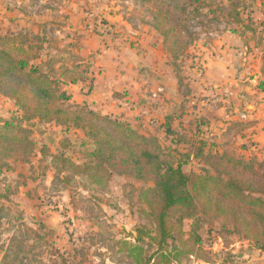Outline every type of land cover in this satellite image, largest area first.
I'll list each match as a JSON object with an SVG mask.
<instances>
[{
    "label": "rangeland",
    "instance_id": "obj_1",
    "mask_svg": "<svg viewBox=\"0 0 264 264\" xmlns=\"http://www.w3.org/2000/svg\"><path fill=\"white\" fill-rule=\"evenodd\" d=\"M0 4V35H18L37 56L31 66L55 79L60 67L83 77L61 85L69 104L157 139L185 172L214 173L208 161L222 153L257 162L264 172V0H180L181 40L188 45L180 58L154 28L153 2ZM154 78L157 96L133 90L136 82ZM140 91L163 117L174 107L162 126L138 108ZM94 98L99 110L91 105ZM14 119L32 131L34 153L0 165V264H145L150 258V264H264V250L223 220L201 214L179 230L186 241L197 228L196 254L186 253L174 233L158 260L155 216L140 196L152 182L120 174L89 177L85 169L96 147L86 131L26 121L0 94V123Z\"/></svg>",
    "mask_w": 264,
    "mask_h": 264
},
{
    "label": "trees",
    "instance_id": "obj_2",
    "mask_svg": "<svg viewBox=\"0 0 264 264\" xmlns=\"http://www.w3.org/2000/svg\"><path fill=\"white\" fill-rule=\"evenodd\" d=\"M179 1L144 0L155 4L154 28L175 58L183 57L188 50L181 40ZM36 59L18 35H0V94L15 103L26 121L39 120L86 131L96 147L92 153L94 162L85 169L89 177L110 180L113 174H120L154 184L140 196L155 216L158 260L165 256L162 252L175 238L174 233L186 253L196 254V247L201 244L197 228L193 227L192 236L186 241L179 230L184 220L196 219L200 214L223 220L264 250V198L258 196L264 194V172L258 169L257 162L247 163L222 153L208 161L214 173L185 172L182 166L168 160L157 139L140 134L127 122L98 115L86 105L69 104L70 97L61 91V85H76L83 77L60 67V79H55L31 66ZM31 135L32 131L15 119L0 123L1 167L7 166L9 160L32 156ZM3 218L0 208V230ZM150 260L145 264H150Z\"/></svg>",
    "mask_w": 264,
    "mask_h": 264
},
{
    "label": "crops",
    "instance_id": "obj_3",
    "mask_svg": "<svg viewBox=\"0 0 264 264\" xmlns=\"http://www.w3.org/2000/svg\"><path fill=\"white\" fill-rule=\"evenodd\" d=\"M1 6L4 7L2 4H0V7ZM4 9L6 11L9 10L8 7L4 8ZM159 81L160 80H157V82H159ZM161 83H162V81H161ZM97 87H98V85H97ZM136 88H138L140 90H143L144 89V91H146V92L148 90H150L151 92H153L155 94V96H157V94L155 93V91L158 88V86H157V84L155 82V78H154L153 82H150V83L147 80H145V79H144L143 82H141V81L136 82L135 89H133V90H135L137 92V89ZM162 90H166V89L165 88L164 89L162 88ZM143 98H146V97H144L143 92L140 91L139 97L137 98V99H141V101L137 105V106H139L138 108H140L141 110H145V112H143L144 114H151L152 113L151 114L152 116H155L156 118H158V122L157 123L160 126H162V124L165 122L164 119H168L169 118V115H171V114H173L175 112L174 107H171L170 109H165V111H164V117H163V113H162L163 112V109H159V111H157L156 110V105L154 106L153 103L150 104L149 102H147L148 100L143 99ZM154 102H156V101H154ZM91 105H92V107L95 110H99V108H100V107H98V105H99L98 100L95 99V98H94V101H92ZM149 105H151L153 108L152 109L148 108ZM96 107H98V109ZM171 120L172 119H170V121ZM171 130H173V129H171V127H168V131H171Z\"/></svg>",
    "mask_w": 264,
    "mask_h": 264
}]
</instances>
